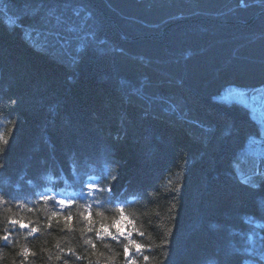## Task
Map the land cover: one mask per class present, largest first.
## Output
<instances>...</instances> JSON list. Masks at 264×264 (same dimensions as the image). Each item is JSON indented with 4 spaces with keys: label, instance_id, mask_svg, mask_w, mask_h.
<instances>
[{
    "label": "trees",
    "instance_id": "16d2710c",
    "mask_svg": "<svg viewBox=\"0 0 264 264\" xmlns=\"http://www.w3.org/2000/svg\"><path fill=\"white\" fill-rule=\"evenodd\" d=\"M245 3L0 0V264H125L84 205L96 227L124 206L138 264H264V125L227 93L264 85V0ZM41 195L76 202L73 231Z\"/></svg>",
    "mask_w": 264,
    "mask_h": 264
},
{
    "label": "snow or ice",
    "instance_id": "6c2138e0",
    "mask_svg": "<svg viewBox=\"0 0 264 264\" xmlns=\"http://www.w3.org/2000/svg\"><path fill=\"white\" fill-rule=\"evenodd\" d=\"M240 6L241 7H247V4L245 3V0H240ZM3 165H0L2 167ZM118 179V176H112V180L116 181ZM171 183V181L169 182ZM179 185H177L178 187ZM85 187L88 189L89 193L95 192L98 188L97 184L94 183H88L85 185ZM103 191H107L109 193L112 192V187H108L106 189H102ZM40 199L42 201L48 202L54 200L55 205L59 206L58 211H52L51 214L47 217V227H52V222L55 219L56 223L59 224L61 220H63V228L61 231L67 230L69 232L73 231V217L71 213L64 215V209L72 207L76 202L71 199H64L62 197H51L48 195H41ZM4 196L0 195V203H4ZM84 211L79 213V217L81 222L83 223L84 227L80 229L81 234L84 233H94L95 237L97 239H111L112 241H115L118 244H122V252L123 257L125 259V264H138L137 262V255H140L144 252L145 248H150V245H143L139 243L137 240L132 239V236L134 235V231L128 230V225H132L134 222L127 217L125 214V209L123 205H119V213L120 218L117 220H114L112 224H105L100 223L98 227L95 226L94 223V213L92 211L91 205H84ZM95 215H103V213H95ZM8 222L15 228L16 226L19 227V229H30L29 235H33L37 232H39V228L37 226H34L31 221H25L23 218L16 219L9 217ZM139 235H143V233H139ZM127 241V242H124ZM0 242H3L4 246H7L9 243H12L11 239V232L5 231L3 234H0ZM166 242V241H165ZM85 244L91 245L93 249L96 248V244L91 236H89L87 239L84 240ZM59 247V245H57ZM61 252L64 251V249H60ZM30 250L23 246L21 247V251L17 253V255L23 256V259H21L20 264H24V260L27 259L28 254ZM67 254L69 255H75L74 250L72 248L67 249ZM33 255H35L33 253ZM78 260L83 259L82 256L76 257ZM59 259V257H57ZM143 260L148 261L149 256L143 255ZM64 264H67V261L64 262Z\"/></svg>",
    "mask_w": 264,
    "mask_h": 264
},
{
    "label": "rangeland",
    "instance_id": "374dc122",
    "mask_svg": "<svg viewBox=\"0 0 264 264\" xmlns=\"http://www.w3.org/2000/svg\"><path fill=\"white\" fill-rule=\"evenodd\" d=\"M3 16L9 23L13 21V18L10 17L9 15L3 14ZM23 34L27 39H30L31 35L30 33H28V31H26V29L23 30ZM227 93L230 95V98L238 100L250 106L253 109V118L256 121H258L261 125H264V122L262 123V120H261L262 113L264 114V111H261V112L254 111L255 105L261 103L262 102L261 100L264 98V85L248 92L247 87L244 84L230 83L227 86Z\"/></svg>",
    "mask_w": 264,
    "mask_h": 264
},
{
    "label": "bare ground",
    "instance_id": "6f19581e",
    "mask_svg": "<svg viewBox=\"0 0 264 264\" xmlns=\"http://www.w3.org/2000/svg\"><path fill=\"white\" fill-rule=\"evenodd\" d=\"M264 102V101H263Z\"/></svg>",
    "mask_w": 264,
    "mask_h": 264
}]
</instances>
